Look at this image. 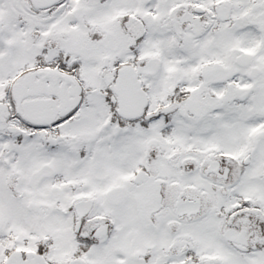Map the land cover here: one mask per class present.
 Wrapping results in <instances>:
<instances>
[{"label":"snow or ice","instance_id":"6c2138e0","mask_svg":"<svg viewBox=\"0 0 264 264\" xmlns=\"http://www.w3.org/2000/svg\"><path fill=\"white\" fill-rule=\"evenodd\" d=\"M0 264H264V0H0Z\"/></svg>","mask_w":264,"mask_h":264}]
</instances>
